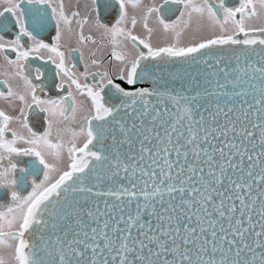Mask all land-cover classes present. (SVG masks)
I'll return each mask as SVG.
<instances>
[{
  "label": "snow or ice",
  "instance_id": "6c2138e0",
  "mask_svg": "<svg viewBox=\"0 0 264 264\" xmlns=\"http://www.w3.org/2000/svg\"><path fill=\"white\" fill-rule=\"evenodd\" d=\"M0 264H264V0H0Z\"/></svg>",
  "mask_w": 264,
  "mask_h": 264
}]
</instances>
